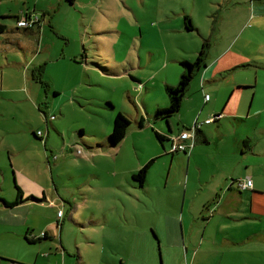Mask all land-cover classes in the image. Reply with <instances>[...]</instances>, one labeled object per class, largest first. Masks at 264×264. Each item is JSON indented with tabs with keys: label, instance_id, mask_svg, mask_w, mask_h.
<instances>
[{
	"label": "rangeland",
	"instance_id": "obj_1",
	"mask_svg": "<svg viewBox=\"0 0 264 264\" xmlns=\"http://www.w3.org/2000/svg\"><path fill=\"white\" fill-rule=\"evenodd\" d=\"M25 13L40 21L36 36L14 31ZM186 16L195 28L189 33L180 31ZM0 25V166L13 161L40 194L32 196L30 240L48 235L28 245L22 225L0 222V264H264V217L240 220L248 216L245 199L237 211L225 206L200 217L213 194H194L201 189L195 163L181 166L177 157L187 153L171 158L152 120L137 126L145 105L166 99L165 79L181 71L173 61L191 59L203 43L206 52H237L247 68L233 78L250 82L242 86L256 82L262 98L264 71L251 63L264 64V0H0ZM63 51L70 57L57 61ZM216 59H207L209 67ZM43 64L47 87L31 74ZM191 93L198 96L193 87ZM186 100L172 118L174 135L179 117L206 120L201 106ZM117 113L130 126L111 151L106 138ZM152 159L139 187L132 174ZM257 172L264 188V168ZM172 216L177 228L167 222Z\"/></svg>",
	"mask_w": 264,
	"mask_h": 264
},
{
	"label": "crops",
	"instance_id": "obj_2",
	"mask_svg": "<svg viewBox=\"0 0 264 264\" xmlns=\"http://www.w3.org/2000/svg\"><path fill=\"white\" fill-rule=\"evenodd\" d=\"M27 15H30V13H25L24 17ZM39 22H37V24L28 30L20 29L15 26L14 31H21L27 36H36L35 32H38L39 28L37 25ZM188 24L191 25L192 30H195L194 25L191 23L189 18V22L184 20L180 31L183 33L191 32L192 30H188L186 27ZM199 51L200 49L195 51L197 53H194V56L191 57V59H189L190 56L187 55L185 57L183 56L179 58L178 60H174L173 62H177L179 65L181 60L193 61L198 55ZM221 52L222 53H213L211 51L207 52L204 61L205 66L196 72L188 88L189 91L190 87H193L194 93H197L198 96L195 98L192 96L193 93L188 96L187 91L185 98L182 101V103H184V101L187 99L186 101L189 102V106L193 108L195 105L199 107L201 106V110L205 113L206 120L210 119L212 116L219 117L212 123L203 124L201 126L199 134L195 138L193 147L189 150V153L183 154L186 156V159H184L183 156H178L177 160L181 166L183 165L184 161L187 162L186 165L188 167L191 166V163H195L193 169L198 172L200 176L198 183L201 189H195V192L197 190L198 191L194 194H213L211 197H209V201H205L203 203L199 214L200 217H204L205 214H207L212 209L214 211V208L215 213L216 211L225 212V206L227 207V210L237 211L238 209H236V207L241 205L243 199H245L247 204H245L246 209L244 212H246L248 216L240 220H258L261 219L260 217H264V188L258 187L257 185V183L260 181V174L257 172V169L260 167L264 168V95L262 98L256 99V82L252 86H242L248 85L250 82H242L233 78V73L236 72V70L247 68L244 66L246 64L239 63L243 58L237 52L231 50L226 49ZM214 54L217 57L216 63L212 67H209L207 59ZM66 56L69 55L63 51V53H60V57L57 58V61L67 58ZM75 59V57H72L73 61ZM18 65L20 66V63L11 62L7 64L9 67H17ZM251 65L261 68L260 70L264 71V68H262L264 67V64L260 65L257 62H253ZM26 70L27 72L29 71L30 75V62L27 65ZM181 72L182 70H173L171 75L169 77L167 76L165 79L163 90L166 85L176 86L180 79ZM132 79L137 81L133 77ZM216 82L222 83L215 88L207 89V86ZM207 92H209L210 95L207 94ZM205 95L209 96V100H204ZM167 105V97L165 100L162 99L152 106L143 105L146 110V120H144L141 115L137 116L138 121H142L143 125L145 121L148 123H151V120L153 121L152 126H154L156 132H158V134L164 139L162 144L160 143L163 150L166 147L164 142H168L170 149V136H178L181 131L188 129V127H190L192 124L191 119L181 120L179 117L178 125H180V129L177 131L178 133L174 135L171 121L172 118H178V115L180 116L179 112L175 116L169 118L168 124L163 120H154V111L158 108H166ZM150 107H152V111H147ZM179 111L181 112V110ZM168 126L171 129L170 136L168 132ZM33 134L36 133L32 132V135ZM106 145L109 150H114L112 149L114 147L109 146L107 138ZM100 147H104V145H101ZM160 155L164 156L167 155V153L162 151ZM174 155L175 154H171V158L174 157ZM198 158H200L199 161ZM206 162H208L211 166L209 172L212 174V177L209 176L208 172L207 176L203 177L202 179L201 173L203 172V167L207 168ZM13 164V161H11L10 165H7V167L0 166V197L4 199H2L3 201L8 203L13 202L17 198V190L15 188V186H17L22 192L23 201L13 207H7L0 201V222H5L9 226L16 224L22 225L21 230L22 232L25 231L23 234V241L25 244L33 245L39 241L48 239V235L45 233L46 238H40V240L30 243V234L32 232H30L28 217L30 215V206H33V201L25 198L29 196L37 197L40 194L38 193L36 196L30 191V181L26 178V175L22 174L19 169H15ZM196 167L199 168V171H197ZM251 168L253 169L251 170ZM244 178H249L252 181V188L250 190H246V194H244V191H238L235 184L233 183L235 180ZM4 194L9 198L5 197ZM37 203H40V201ZM231 206L233 208H231ZM168 220L169 221L167 222L174 224L177 228L179 219L172 216L168 217ZM181 224L183 226L182 218ZM225 241L227 244H230L228 239ZM12 259L14 261L11 262L9 260H3L7 264H30L28 261H23L16 258Z\"/></svg>",
	"mask_w": 264,
	"mask_h": 264
},
{
	"label": "trees",
	"instance_id": "obj_3",
	"mask_svg": "<svg viewBox=\"0 0 264 264\" xmlns=\"http://www.w3.org/2000/svg\"><path fill=\"white\" fill-rule=\"evenodd\" d=\"M66 2L69 5H73L76 2V0H66ZM185 20L189 22V18L187 16L185 17ZM186 27L188 30H192V27L190 24L186 25ZM20 29L28 30L29 28H20ZM4 31H5V27L0 25V34H2ZM206 47H208V44L203 43L202 48L200 49V51L198 52V55L193 61L181 60L179 62L182 72H181L178 84L176 86H170V85L165 86L164 91H165V95L168 100V105L166 108H158L154 111V114H153L154 120H163L166 123H169V118L175 116L179 112L182 101L185 98V95L188 91V88L190 86L192 79L194 78V75L196 74L198 70H200L202 67L205 66L204 61H205V57L207 54L205 50ZM43 71H44V65H40L32 70V76H33V79L37 81L38 83H40L43 87H47V85L41 79ZM129 126H130L129 121L121 113H117V115L115 116L113 120L112 131L107 137L109 146L116 147L126 136ZM137 126L139 128H142L143 122L138 121ZM199 131L200 130L196 132V136L199 134ZM153 133L156 139L159 141V143L162 144L164 139L158 134V132L153 130ZM38 136H39L38 132L36 134H33V137L35 139H39ZM203 142H206V141H203ZM153 161L154 159L150 160L143 167H141L136 173L132 175V179L139 183V187H142L143 184L145 183L146 174L148 172L150 165L153 163ZM234 182L235 181H233V183ZM15 188L17 190V198L13 202L8 203L0 199V201L7 207L16 206L18 203L23 201L21 190L17 186H15ZM25 199L34 200V197L29 196ZM44 237L46 238V235ZM33 242L34 241L30 240V243H33Z\"/></svg>",
	"mask_w": 264,
	"mask_h": 264
},
{
	"label": "built area",
	"instance_id": "obj_4",
	"mask_svg": "<svg viewBox=\"0 0 264 264\" xmlns=\"http://www.w3.org/2000/svg\"><path fill=\"white\" fill-rule=\"evenodd\" d=\"M37 22H38V19L36 17L27 15L25 17H21L17 19L16 26L18 28H32ZM204 100L205 101L209 100V96L205 95ZM212 121H213V117L211 119L205 120L204 123L194 122L189 129L181 131L178 136L176 137L171 136L169 152L170 153H177V152L178 153H188L189 150L194 145L195 138H196V132L200 130L203 124H210ZM39 134L40 133H38V135ZM234 184L237 190L240 192L250 190L252 188V181L249 178L235 180ZM58 217H61L60 211L58 212ZM44 236H45V233H41V237L43 238Z\"/></svg>",
	"mask_w": 264,
	"mask_h": 264
},
{
	"label": "water",
	"instance_id": "obj_5",
	"mask_svg": "<svg viewBox=\"0 0 264 264\" xmlns=\"http://www.w3.org/2000/svg\"><path fill=\"white\" fill-rule=\"evenodd\" d=\"M218 117L219 116H215V117H213V121L215 120V119H218ZM168 124V123H167ZM168 129H169V136H170V134H171V129L169 128V126H168ZM171 137V136H170Z\"/></svg>",
	"mask_w": 264,
	"mask_h": 264
},
{
	"label": "flooded vegetation",
	"instance_id": "obj_6",
	"mask_svg": "<svg viewBox=\"0 0 264 264\" xmlns=\"http://www.w3.org/2000/svg\"><path fill=\"white\" fill-rule=\"evenodd\" d=\"M66 1V0H65ZM37 24V23H36ZM178 153V152H177ZM177 153H170V154H177Z\"/></svg>",
	"mask_w": 264,
	"mask_h": 264
}]
</instances>
